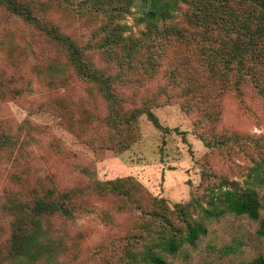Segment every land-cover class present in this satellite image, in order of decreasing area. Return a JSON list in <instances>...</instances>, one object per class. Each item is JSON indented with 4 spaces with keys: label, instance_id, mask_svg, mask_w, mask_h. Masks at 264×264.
Segmentation results:
<instances>
[{
    "label": "rangeland",
    "instance_id": "obj_1",
    "mask_svg": "<svg viewBox=\"0 0 264 264\" xmlns=\"http://www.w3.org/2000/svg\"><path fill=\"white\" fill-rule=\"evenodd\" d=\"M23 1L38 17L71 37L82 48L86 62L125 77L131 60H111L107 51L98 48L108 16L92 0ZM187 7L184 4L177 17L185 26ZM144 8L138 3L124 14L122 22L129 26L126 34L139 36L145 29L138 22ZM149 36L154 50L165 49L158 74L127 72L131 82L125 79L116 95L123 115L144 102L151 104V98L157 100L152 111L164 128L141 114L138 128L114 130L106 124L110 104L98 85L80 78L64 48L0 3L3 264H14L6 259L12 216L1 208L9 198L29 202L49 189H82L74 218L46 220L48 234L64 244L54 264H133L132 253L166 222L184 228L176 203L185 204L194 196L208 207L210 190L220 189L223 181L226 187L255 194L259 218L227 213L202 219L196 208L189 216L202 220L206 233L195 245L185 243L175 255L167 254V259L173 264H249L264 256V71L257 80L235 72L243 80L240 89L231 84L225 90L207 80L195 44L173 40L162 47L158 36ZM180 66L205 76L197 82L204 90L200 102L188 103V97L170 82L171 70ZM183 104L195 106V111ZM128 135L136 138L122 150L124 144L119 142ZM85 167L100 181L130 177L145 190L130 199L95 192L88 186L92 179L83 171Z\"/></svg>",
    "mask_w": 264,
    "mask_h": 264
},
{
    "label": "trees",
    "instance_id": "obj_2",
    "mask_svg": "<svg viewBox=\"0 0 264 264\" xmlns=\"http://www.w3.org/2000/svg\"><path fill=\"white\" fill-rule=\"evenodd\" d=\"M92 1L99 11L108 16L101 28L105 37L98 48L107 51L111 60H131L127 64L125 77L118 73L107 74L86 62L82 48L71 37L62 34L56 27L34 14L28 2L0 0V3L64 48L80 78L98 85L110 104L106 124L114 130L126 128L130 131L131 128H138L141 114H146L157 128H164L152 111V107L159 104L157 100L155 102L151 98L150 101H154L151 104L144 102L142 107H135L129 114L123 115L119 110L121 99L116 95L118 86L125 79L128 81L127 72H142L152 76L158 74L165 49L154 50L149 45L150 34L158 36L162 47L173 40L195 44L198 58L206 66L207 80L221 84L225 90L231 84L235 89H240L243 80L237 79L235 72L257 80L264 71V0ZM138 3L145 5L138 18L145 29L140 31L139 36H134L132 33L126 34L129 26L122 19ZM184 4L188 5L183 14L187 26L177 19ZM118 50H123L121 56ZM201 77L205 76L180 66L171 70L170 82L180 89L181 96L188 97V103H198L204 93L203 87L197 83ZM184 107L195 111V106L191 107L190 104H183ZM135 138L134 135H128L127 139L121 140L119 143L122 146L124 144L122 150H126ZM83 171L90 175L92 180L88 186L95 192H110L130 199L133 193L145 190L143 184L135 178L100 181L88 167ZM205 175L203 172L204 178ZM226 186L227 182L223 181L220 189L210 190L208 207L194 196L185 204L176 203L174 207L182 218L184 228L166 222L165 227L156 232L154 238L145 241L138 251L132 253L133 264H173L167 259V254L175 255L185 243L195 245L200 236L206 233L203 221L189 216L196 208H200L202 219L234 213L257 220L260 216V204L255 194ZM82 192V189L80 192L49 189L29 202L16 197L4 201L1 207L3 213L12 216L6 259L14 264H38L43 261L56 263L55 259L62 253L64 244L48 234L46 220L51 216L74 218L78 209L77 199ZM160 201L165 202L163 199ZM139 209H142L141 204ZM0 264H3L1 256ZM249 264H264V256L255 258Z\"/></svg>",
    "mask_w": 264,
    "mask_h": 264
}]
</instances>
